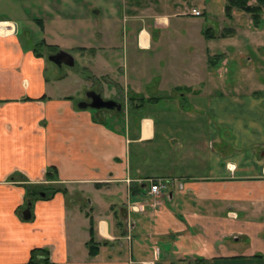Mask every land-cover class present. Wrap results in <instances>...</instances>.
<instances>
[{
    "label": "crops",
    "instance_id": "crops-1",
    "mask_svg": "<svg viewBox=\"0 0 264 264\" xmlns=\"http://www.w3.org/2000/svg\"><path fill=\"white\" fill-rule=\"evenodd\" d=\"M10 1L21 9L19 23L0 13V264H264L254 51L232 59V37H206L213 25L197 24L191 0ZM53 23L72 45L54 41ZM41 45L77 50L88 91L121 110L79 107L68 76L45 75ZM152 178L167 182L156 206Z\"/></svg>",
    "mask_w": 264,
    "mask_h": 264
},
{
    "label": "rangeland",
    "instance_id": "rangeland-1",
    "mask_svg": "<svg viewBox=\"0 0 264 264\" xmlns=\"http://www.w3.org/2000/svg\"><path fill=\"white\" fill-rule=\"evenodd\" d=\"M189 5H197V4H203L198 7L202 11L201 16L196 17V21L199 22L197 24H201V20L204 21H209L208 25L211 24L213 27H220L227 28L228 31H225L228 36H231L232 38L230 39V47L232 49L231 53V58L233 57L235 59H240L242 62V58H244L247 54L252 53L251 50L254 51V54L257 57L258 61H263L264 62V5L261 7V13L259 14V23L261 24L259 27L255 26V22L251 19V15L248 13H245L243 11H240L238 9H232L231 16H226L224 13V3L225 0H207L206 2L201 1H196V0H191L188 2ZM249 4H256L254 0H250L248 2ZM198 6V5H197ZM191 8V7H190ZM18 9H21L20 6L16 8V2L10 1V0H0V13H3L6 17H11L15 19L17 22L19 19L17 18V11ZM210 14V15H209ZM205 18V19H204ZM76 18L70 17V26L73 24V21ZM19 23V22H18ZM194 24V22H193ZM204 24V22L202 23ZM55 25V26H54ZM59 24L53 23V25H50L51 32L53 33L52 35L55 36L54 41H56L58 44L63 45L65 47L70 46L68 45L71 40L76 39L75 33H69L66 31H63V27L59 28ZM74 26V25H72ZM53 27V29H52ZM212 27V29H213ZM250 27L254 34H249L246 35V33H243L242 31ZM219 29L213 30L214 34L217 36L219 35ZM225 28L223 30H225ZM222 30V31H223ZM23 33V28L20 30V34L22 35ZM29 34V33H28ZM28 34H24L28 36ZM31 35V40L30 42L33 43L34 41H37L40 39V34L37 37L36 34H30ZM42 36V35H41ZM58 36L62 37L60 40H58ZM249 38L252 40H245V38ZM26 40L29 41V39L26 37ZM245 40V41H244ZM65 41V42H64ZM70 41V42H69ZM244 42L248 43L250 42L251 48H245ZM29 43V42H28ZM243 46V47H242ZM259 47V48H258ZM38 49L42 52H44L45 55H50L55 52L54 49L52 48H47L46 46H39ZM66 52L71 54V56L74 59V64L73 65H68L66 63H63L60 67L57 66L55 63L52 61H46V69H45V75L47 77H52L56 76V74H62L63 76H68L66 79V82L70 85L72 92L74 93L75 98H84V95L86 92L89 90L88 83L86 80L90 76L91 73H89L87 70L84 69L83 64L80 61V55L75 49H70V48H65ZM236 52V54L234 53ZM239 52V53H238ZM238 59V60H239ZM238 62V61H237ZM261 65V64H260ZM256 65L258 68L261 67L263 69V73H257L258 76H261L260 78L263 79L262 76H264V65ZM255 68V66L253 67ZM229 74L227 76H230V81L228 83L230 89L234 91L233 93H240L242 95V83L245 84L244 81H242V67H239L236 62L231 63L229 65ZM260 74V75H259ZM233 86H237L234 88ZM120 111V110H119ZM100 112L103 113H111V110L107 109H102ZM113 113L117 112L116 110H112ZM122 115V114H121Z\"/></svg>",
    "mask_w": 264,
    "mask_h": 264
},
{
    "label": "trees",
    "instance_id": "trees-1",
    "mask_svg": "<svg viewBox=\"0 0 264 264\" xmlns=\"http://www.w3.org/2000/svg\"><path fill=\"white\" fill-rule=\"evenodd\" d=\"M250 0H225L224 3V13L226 14V16H231V12L232 9H238L240 11H243L245 13H248L251 15V19L255 22V26L259 27L261 24L259 23V14L261 13V7L264 5V0H254L256 2V4H249ZM202 15V12H201ZM200 16V15H199ZM225 31H228L227 28H225V30H223L219 35H214L213 30L211 28H206L204 30V34L206 35V37H225L227 35V33ZM44 45V44H43ZM41 45V46H43ZM47 48H52L55 51L58 50L57 47L55 46H46ZM218 55H213V56H208L207 57V62L208 64H211L213 61L217 60ZM131 100L133 98H130ZM31 186H28V190H30ZM41 188L43 189V191L46 193L48 190L53 193L57 190H59L56 187H53L52 185H38V189L36 191H42ZM187 264H208V261L202 257H196L194 258L192 261L188 262Z\"/></svg>",
    "mask_w": 264,
    "mask_h": 264
},
{
    "label": "water",
    "instance_id": "water-1",
    "mask_svg": "<svg viewBox=\"0 0 264 264\" xmlns=\"http://www.w3.org/2000/svg\"><path fill=\"white\" fill-rule=\"evenodd\" d=\"M49 60L55 63L58 66H61L63 63L68 65L74 64V59L68 52L63 50L50 54L48 56ZM89 98H91L90 102L81 101L78 103L79 107H91L95 109H116L121 110V104L113 99H103L102 96L95 91H88L86 94ZM29 206L24 211V217L27 218L29 216Z\"/></svg>",
    "mask_w": 264,
    "mask_h": 264
},
{
    "label": "built area",
    "instance_id": "built-area-1",
    "mask_svg": "<svg viewBox=\"0 0 264 264\" xmlns=\"http://www.w3.org/2000/svg\"><path fill=\"white\" fill-rule=\"evenodd\" d=\"M189 13L193 16L201 15V11L198 10L197 8H191ZM11 28L14 31L13 26ZM149 181H150L149 182L150 185H149L148 195H149V198L152 200L150 202V205L156 206L157 205L156 198L161 194L162 191L165 190V188L167 187V182L165 180L158 179V178H152ZM130 207L132 209H136V205L132 204L130 205Z\"/></svg>",
    "mask_w": 264,
    "mask_h": 264
},
{
    "label": "flooded vegetation",
    "instance_id": "flooded-vegetation-1",
    "mask_svg": "<svg viewBox=\"0 0 264 264\" xmlns=\"http://www.w3.org/2000/svg\"><path fill=\"white\" fill-rule=\"evenodd\" d=\"M59 51H61V49H58V50L55 51L53 54H55V53H57V52H59ZM63 51H64V50H63ZM65 52H66V51H65ZM87 92H88V91H87ZM87 92H86V94H87ZM86 94L84 95V98L87 99L88 102H90V101H91V98H89ZM81 101H82V100H81Z\"/></svg>",
    "mask_w": 264,
    "mask_h": 264
},
{
    "label": "bare ground",
    "instance_id": "bare-ground-1",
    "mask_svg": "<svg viewBox=\"0 0 264 264\" xmlns=\"http://www.w3.org/2000/svg\"><path fill=\"white\" fill-rule=\"evenodd\" d=\"M4 25H6V26H8V24H6V23H0V26H4ZM2 28V27H1ZM0 28V29H1ZM3 30H4V28H2ZM8 31V30H7Z\"/></svg>",
    "mask_w": 264,
    "mask_h": 264
}]
</instances>
